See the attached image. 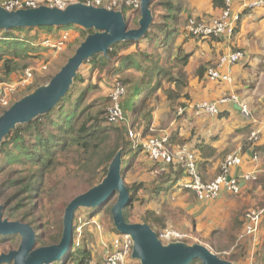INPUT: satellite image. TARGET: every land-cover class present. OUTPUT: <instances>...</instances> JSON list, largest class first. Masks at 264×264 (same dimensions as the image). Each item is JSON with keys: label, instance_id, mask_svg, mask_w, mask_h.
<instances>
[{"label": "crops", "instance_id": "0c3cea01", "mask_svg": "<svg viewBox=\"0 0 264 264\" xmlns=\"http://www.w3.org/2000/svg\"><path fill=\"white\" fill-rule=\"evenodd\" d=\"M168 1L171 0H162L157 13V18H162L160 25H164V32L154 36L155 30L151 28L147 38L137 42L140 47L130 54L140 53L137 51L143 45L149 53L161 49L164 52L159 65L174 68L172 81H164L157 89L152 125L154 131L169 137L176 161L162 171L160 165L142 152L136 161V172L144 167L146 174L135 181L147 188L141 190V198L144 194L160 197L164 209L174 203L175 210L159 214L150 200L142 199L137 207L140 211L132 213L137 222H130L146 224L140 217L149 214L158 219L151 223L157 234L166 228L181 233L191 228L196 239H201L231 264H264V8L245 9L241 1H234L233 9L239 19L234 22L233 34L199 38L188 33L189 22L211 25L221 15L224 5H216L214 0H172V4ZM163 7L167 12H162ZM235 52L243 54L236 65H219L223 56ZM51 56L52 53L49 59ZM210 68L217 70L222 78L231 79L213 80L208 73ZM232 95L238 98L239 106L220 103ZM203 102L217 103L219 114L213 116L197 109ZM176 107L184 108V113L175 116ZM242 107L249 111L248 117L242 113ZM254 131L259 133L257 142L250 140ZM182 150L193 153L196 162L200 158L197 168L204 183L220 176L225 159L234 153L241 154L244 160L233 169L232 176L253 172L257 180L242 181L238 195L225 191L216 200L199 201L192 191L179 185L190 180L181 168L184 167L180 163ZM180 169L182 172L178 173ZM250 211L263 212L260 229L257 234L241 239ZM170 218L176 222L183 219L177 225L171 224ZM160 219L164 227L160 226ZM120 235H112V245ZM235 248L238 249L234 251ZM98 258L99 261L94 259L91 264H101V257ZM126 264L140 262L130 257Z\"/></svg>", "mask_w": 264, "mask_h": 264}, {"label": "trees", "instance_id": "16d2710c", "mask_svg": "<svg viewBox=\"0 0 264 264\" xmlns=\"http://www.w3.org/2000/svg\"><path fill=\"white\" fill-rule=\"evenodd\" d=\"M168 2L173 3L172 0ZM214 3L222 6V4L224 5V0H214ZM0 4H3L1 0ZM130 10L133 9L124 6L121 12L125 16L127 11ZM154 26V36L158 35L159 32H164V25ZM32 31L38 32L30 37H25V39L21 37L24 32L29 33ZM43 31H47V34H53V37L45 35L39 38L38 33ZM68 31H71V33L74 31V40L71 43L76 41L79 34L85 40L94 33L93 30H84L75 26L15 29L9 32L0 30V74L7 78L14 76V80L10 81L18 82L31 65H35L42 59L46 63L49 62L50 53L52 52L49 51L50 48L45 45V42L50 39L56 41L63 32ZM75 31H78L76 32L77 35ZM31 37L34 39L29 40ZM152 39L153 37L149 41ZM136 44L137 42L131 41L117 43L110 49L107 57L98 54L85 62L84 66L90 65L91 72H97L105 70L107 65L116 62L117 65L113 71L115 74H121L131 69L143 72L141 86L139 87L140 83L136 86L134 85L131 94L129 91L130 96L128 95V98L130 99L126 100V96L122 103L123 107L130 112L134 123L142 124V117L146 118L144 135H147L154 110L153 107L148 105L149 100L155 95L157 89L164 81H172V73L169 66L159 65L161 55L155 56L144 53L124 55L125 51ZM162 45H164V42H161ZM183 64H186V62H183ZM17 72L19 76L15 74ZM52 77L48 76L42 79L43 84H39V81L34 86L27 85L28 87L26 86L27 88L21 91L19 93L21 95L16 96L12 103L31 94L37 88L48 84ZM4 79L6 78H0V83L9 81ZM78 82L84 84V80L80 78V73L69 93L52 112L45 116H40L30 124L19 125L5 137L0 146V156L2 157L0 163L3 165L0 168V175L4 176V180L0 185V201H4V217L10 221H20L33 227L36 231L35 248L57 245L62 239L63 211L58 210L55 212L54 218L50 217L51 211L45 214L46 197H50V195H47L49 190L57 188L59 183L60 186H65L68 183L65 177L69 174L62 175V173H66L70 168H75L74 170L78 174L82 173L83 186L76 190L78 191L76 195H81L103 181L108 174L112 160L118 152L122 151L123 177L131 199L129 205L124 209V216L128 222H130L129 216L131 217L133 211L138 207L137 202L140 201L139 205L143 202L140 196L141 190H147L144 183H139V181L127 182L132 166L135 167L134 172L137 170L138 163L136 161H138V157L142 153L133 154L132 141L126 128H119L117 127L118 125L108 122L105 115L110 100H105L102 103L94 102L91 105L94 107L95 104H98L101 114L104 115L100 120L99 116L92 112L90 106H85L87 89L75 91L74 86ZM127 84L125 85L128 87ZM3 111L5 109H0V114ZM138 151L141 152L142 150ZM199 161L200 158H198L197 162ZM168 167L163 166L161 170L165 171ZM181 168L187 174L185 167ZM182 170L180 169L178 173L182 172ZM19 196H24L26 203L16 204ZM114 197L99 208L89 210L94 212L106 208L113 202ZM110 215L112 217V213ZM76 216L73 232L76 231L79 223L78 216L77 218ZM48 217L49 220H47ZM140 219L144 223L150 224V226L155 220L158 221L157 217L149 214L141 216ZM159 222L160 226L164 227L163 219H160ZM44 230L46 233H44ZM113 231V235L119 234L115 227H113ZM160 233L158 232L159 235ZM1 239H3L2 243H11V249L18 248L20 243V237L16 235L1 237ZM107 241L111 244L110 240ZM80 246L81 243L74 240L72 248L55 264H75L77 262L79 264H89V260L92 259L91 249L87 246V248L82 250L79 248ZM103 261L104 259H102L101 263ZM192 264L202 263L196 260Z\"/></svg>", "mask_w": 264, "mask_h": 264}, {"label": "water", "instance_id": "95a60500", "mask_svg": "<svg viewBox=\"0 0 264 264\" xmlns=\"http://www.w3.org/2000/svg\"><path fill=\"white\" fill-rule=\"evenodd\" d=\"M153 0L140 1V19L137 29H130L124 14L82 3L65 9L39 6L9 10L0 4V30L37 29L75 26L93 30L67 60L50 82L13 103L0 115V146L19 125L30 124L40 116L52 112L69 93L85 62L98 54L108 56L110 49L120 42H139L146 38L154 23L151 9ZM118 195L111 209L115 229L133 240L132 259L140 264H231L202 244L183 242L163 243L148 225L128 222L124 209L129 205L130 193L123 177L122 151L112 160L107 176L87 192L75 197L67 206L63 218V235L57 245L35 248L36 231L28 224L10 221L4 217V205L0 204V236L16 235L20 245L16 250L0 254V264H55L72 248L73 224L76 212L81 208L97 209Z\"/></svg>", "mask_w": 264, "mask_h": 264}, {"label": "rangeland", "instance_id": "374dc122", "mask_svg": "<svg viewBox=\"0 0 264 264\" xmlns=\"http://www.w3.org/2000/svg\"><path fill=\"white\" fill-rule=\"evenodd\" d=\"M3 2V4L5 5H11L13 8L17 9V4L18 2L21 3H25L26 6H28L29 4H34L37 5H44L47 4L49 0H1ZM125 0H90V3L93 4V6H95L94 4L97 2H101L100 6H95V7H102V8H106L109 10H115V11H123V7L125 6L124 4ZM37 2V3H36ZM162 0H154L152 2L151 5V9L153 12V17H154V23L153 25H159L161 24L160 22H162V18H157V13H158V6L162 7L161 5ZM129 8V7H128ZM164 9H162V12H167V9L165 10V7H163ZM133 9V8H131ZM140 10H130L127 11L125 18H126V22L129 25L130 29H137L138 28V22L140 19ZM153 29L155 28V26L152 27ZM155 30V29H154ZM38 31H35L34 33L32 32H24L23 34H21V37H30L33 34H36ZM47 31H43V32H39L38 33V37H40L41 34H44V36L46 35L47 37H53V34H47ZM78 31H75V34L77 35ZM74 33V31H73ZM71 31L68 32H63L61 37L56 40V41H52L51 39L48 40L47 42H45V45L48 46L50 48V52H52V56L49 60L48 63H46V61L40 60L39 62H37L35 65H31L30 68L28 67V69L24 72V75L21 76L22 78L18 81V82H14V81H10V80H14V76L7 78L6 76H4L3 74H0V78H6L4 80H9V81H2V83H0V86L2 84V89L0 88V99L4 96L7 97L8 101H9V105L8 106H4L1 104L0 102V109L4 110V109H8L13 103V101L16 99V96H20L21 94H19L21 91H23L24 89H26L29 85L34 86L36 84V82H39V84H43L42 79L48 77V76H54L60 69L62 66H64V64L67 62V60L75 53L76 49L78 48V46L84 41V38L82 37L81 34H79L78 38L76 39V41L74 43H71V41L74 40V38H71ZM67 35V39L63 40V38ZM34 39L33 37L29 38V40ZM138 45H134L132 47H130L129 50L125 51V54H130V53H134L135 50H137ZM144 47H141L142 49H139L137 52L140 53H144V54H148V55H161L160 61L162 59L163 56V52L164 50L159 49L158 51H153L152 53H149L146 51V47L145 45H143ZM46 50V49H45ZM47 51V50H46ZM138 53V54H140ZM136 54V55H138ZM57 56V57H56ZM54 59V60H53ZM53 60V61H52ZM159 61V62H160ZM116 62L107 65V67L105 68V70L103 71H97V72H91L90 65H85L84 67H82L80 73V78H82L84 80V84L82 82H78L74 88L75 91L78 92V89H80V91L87 89V99L85 102V106H90L92 109V112L94 114H97L99 116V119L101 120L103 118L104 115L101 114L100 109L98 107V104H95L94 107L91 106L94 102H104L105 100H110V104L108 106V110L106 113V117L108 118L109 116V112L111 110V108L114 107V105L116 104V102L113 99V94L117 88V86L119 85L123 90H124V94H122L119 97V100L117 102V105L119 107V110L121 112V116L122 119L119 121V123H117L116 125H118L117 127L119 128H126L128 130V136L132 141V145H133V154L134 155H138L139 153H142L143 151L139 152L138 150H141L140 148H135L134 147V141L133 139L130 137V132H133L135 135L141 136V137H162L161 135H163L162 133H158L156 130H153V125L152 122L150 124V128H149V133L147 135H144V130H145V122H146V118L142 117V124H136L134 123V119L131 117V114L128 110H126L123 107V99L126 100L130 99L128 98V95L130 96L132 88L134 87V85L136 86L137 84H139V87L141 86V83L143 81V72L140 70H134L131 69L129 71H126L124 73L121 74H115L113 71L115 70L114 68L116 67ZM171 68V73H172V77H173V67H169ZM27 72H31L32 73V77L30 79H27ZM1 73V72H0ZM36 73V75H35ZM18 75V72L15 73ZM35 76V79H34ZM126 83H128V87L125 85ZM28 85V86H27ZM27 86V87H26ZM6 87H13L14 91H9V90H3ZM164 87V86H163ZM161 88V86L159 87ZM22 89V90H20ZM130 91V94H129ZM156 95V93H155ZM153 96L150 100L148 105H150V107H153L154 110L156 109V104L157 102L154 103V99H156V96ZM19 101V100H17ZM12 103V104H11ZM15 103V102H14ZM139 103V102H138ZM155 104V105H154ZM174 105V104H172ZM184 110V108L181 107H176L175 109V116L178 115L180 110ZM153 110V111H154ZM173 111V110H172ZM174 112V111H173ZM153 121V119H152ZM164 136V135H163ZM182 151H186V150H182ZM181 151V152H182ZM2 160V157L0 156V162ZM226 160V159H225ZM156 163V162H155ZM135 164V163H134ZM224 163L221 166V172L219 175H221L222 173V168H223ZM3 165L0 163V168ZM136 166V165H135ZM134 166H132V169L129 172L128 178H127V182L128 181H135L136 179H140L143 176H145L146 174V169H144V167L141 170H138L137 172H134ZM75 168H70L69 171H66L62 173V175H66L65 179L66 181H68V183L65 186H60V183L58 184L57 188H53L51 190H49L47 195H50V197H46V202H47V206H46V211L45 214L48 213V211H51L52 213L50 214L51 218L55 217V212H57L58 210L63 211V218H64V214H65V210L68 206V204L78 195L76 191L78 188H80L82 185V179H81V175L82 173L78 174L76 170H74ZM66 170V169H65ZM61 176V174H60ZM4 180V176L0 175V185ZM61 182V181H60ZM144 198H142L145 202L146 200H150L151 201V205L154 207V209L157 210V212L159 214H164L167 211H174L175 210V205H172L174 203L169 204V207L167 209H164V207L161 204V200H163L162 198L158 197H151L147 194H144L143 196ZM117 198L118 195H116L113 199V202L108 205L106 208H103L102 210H97L94 212H91V210L87 209V208H81L79 209V211L77 212V216H78V227L76 229V231L73 232V237H72V243L75 240V242H79L81 243V246L79 247L80 249L84 250L83 248H87V246L91 249L92 252V259L89 260V264L92 263V261H94V259L99 261L98 256L101 257L100 260L104 259L103 263L104 264L106 261V258L108 256V254L112 251V247L111 244L109 243V241L107 240H111V235H113L114 231H113V227H114V223H113V219L111 217V209L114 206V204L117 202ZM165 198V197H164ZM4 201H0V204L3 205ZM20 203H26L24 201V196H19L17 198L16 204H20ZM139 202H137V206L139 207ZM41 206V204H40ZM140 209L137 208L136 212H139ZM76 216V218H77ZM183 218L179 219L177 222L170 218V222L171 224H177L179 225L180 222L182 221ZM47 220H49V217L47 218ZM96 220V221H93ZM129 221L132 222H137V220H134V217L131 214V217L129 216ZM63 229H64V224H63ZM63 231V230H62ZM167 231H176L174 229H164V231H160V235L158 234V236L161 238V236L166 233ZM184 231L188 232L184 234ZM183 234L185 237L182 238L180 241L178 242H183V243H188V245H195V244H202L206 247H208L207 244H203V242L198 239H196V235L194 234L195 232H193V229H188V230H182ZM44 233H46V231L44 230ZM63 233V232H62ZM245 234V228H244V232L241 235V239L250 237V236H244ZM75 238V239H74ZM1 236H0V254L2 253H8L11 250H16L17 248H13L11 249V243H2ZM217 242L219 240H216ZM168 244V243H165ZM20 245V243H19ZM18 245V246H19ZM209 248V247H208ZM98 249H100V252L98 251ZM211 251H213L216 255H218L220 258L223 256H220L219 252H216L215 250H213L212 248H209ZM238 249V248H237ZM236 248L234 249L237 250ZM93 252L95 255H93ZM228 255V254H227ZM224 259V258H222ZM129 260V259H128ZM75 264H79V262L75 263Z\"/></svg>", "mask_w": 264, "mask_h": 264}, {"label": "built area", "instance_id": "2783aa9c", "mask_svg": "<svg viewBox=\"0 0 264 264\" xmlns=\"http://www.w3.org/2000/svg\"><path fill=\"white\" fill-rule=\"evenodd\" d=\"M237 0H224V7L222 9L221 15L213 21L211 25H206L205 23L196 24L194 21H190L188 25V33L192 36L199 38H219L224 34L232 35L234 31V25L238 19L239 14L235 13L233 3ZM242 2V8L245 9H257L264 8V0H238ZM37 3V2H36ZM82 3L86 5H93L90 0H49L47 4L37 5L18 2L17 9L13 8L11 5L2 4L3 7L9 10H20L27 8H37L39 6L55 7L59 9H65L69 5ZM101 2H97L94 5L100 6ZM125 6L138 10L140 8V0H125ZM1 38V35H0ZM67 39V35L63 40ZM243 58L241 52H235L233 54H228L220 59L219 65H236ZM210 77L213 80L225 79L230 80L229 76H220L219 72L215 69L210 68L208 71ZM27 79L32 77L31 72H27ZM2 89V84L0 86ZM3 90L14 91L13 87H6ZM1 94V93H0ZM124 94V90L118 85L114 94L113 99L116 102L113 108L109 112L107 118L110 124H117L122 119L121 112L117 105L119 97ZM0 102L4 106L9 105V101L6 96L0 99ZM220 103H234L239 106L240 102L236 96H228L223 98ZM197 109L204 113L210 115L219 114V106L217 103L203 102L197 106ZM242 113L245 116H249V111L244 107L241 108ZM184 110L179 111V115L183 114ZM130 137L134 141V147L140 148L145 152L148 157L160 164L163 168L172 165L176 159V154L170 146V140L168 136L162 137H141L130 132ZM250 140L257 142L259 140V133L257 131L252 132ZM180 157V163L186 169V176L190 179L187 183H180V187L185 190L192 191L199 201L206 200H216L223 192H230L233 195H238L241 192V182H252L257 180V176L253 172L243 174L242 176H232V171L234 168L239 167L243 164V156L239 153H234L229 155L223 165L222 173L214 181L209 183H204L199 175L196 157L193 153L188 151H182ZM256 160V159H255ZM262 211H250L246 214V225L244 236H253L259 232ZM121 234V233H120ZM185 236L177 231H167L164 233L160 240L163 243L178 242ZM133 240L129 235L121 234L119 238L115 239L113 242L112 251L108 254L104 264H126L128 259L132 256L133 251Z\"/></svg>", "mask_w": 264, "mask_h": 264}, {"label": "clouds", "instance_id": "9594fccd", "mask_svg": "<svg viewBox=\"0 0 264 264\" xmlns=\"http://www.w3.org/2000/svg\"><path fill=\"white\" fill-rule=\"evenodd\" d=\"M141 1V0H140ZM140 10V8L138 9V11ZM147 38V37H146ZM145 39V38H144ZM1 115V114H0Z\"/></svg>", "mask_w": 264, "mask_h": 264}]
</instances>
